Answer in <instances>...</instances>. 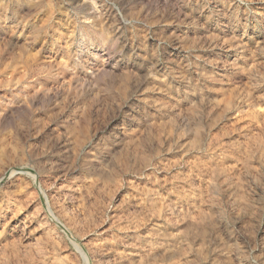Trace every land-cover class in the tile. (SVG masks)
<instances>
[{
  "label": "rangeland",
  "instance_id": "obj_1",
  "mask_svg": "<svg viewBox=\"0 0 264 264\" xmlns=\"http://www.w3.org/2000/svg\"><path fill=\"white\" fill-rule=\"evenodd\" d=\"M0 264H264V0H0Z\"/></svg>",
  "mask_w": 264,
  "mask_h": 264
}]
</instances>
